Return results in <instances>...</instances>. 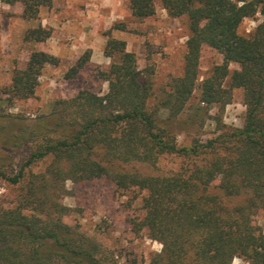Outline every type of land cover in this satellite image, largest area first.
<instances>
[{"label":"trees","instance_id":"obj_1","mask_svg":"<svg viewBox=\"0 0 264 264\" xmlns=\"http://www.w3.org/2000/svg\"><path fill=\"white\" fill-rule=\"evenodd\" d=\"M21 3L22 16L37 20L41 7L53 0H2ZM138 19L151 17L160 2L172 17L186 15L190 35L184 73L172 77L168 88L152 99L153 83L138 68L127 42L106 32L105 54L113 61L103 71L109 90L88 89L57 101L50 115L30 125L18 115L0 117V178L21 185L13 205H0V264H119L116 254L64 220L71 208L61 201L66 181L103 176L119 188L145 190L142 215L133 217L135 231L162 243L148 264H233L240 257L264 264V230L253 216L264 209V0H129ZM258 12L262 21L248 35L239 29ZM52 29L39 23L25 34L27 41H45ZM222 55L199 85L202 49ZM86 51L71 67L69 77L84 68ZM59 58L46 51L31 53L25 68L15 69L6 91L12 99L35 94L48 63ZM238 68L231 71L232 64ZM229 79V85L225 83ZM201 88L195 122L203 126L212 105L224 109L233 91L244 90L245 118L232 127L218 118L220 132L207 141L178 144L175 127L187 110L197 86ZM168 110L163 117L162 110ZM29 144L23 163L15 149ZM164 154L190 157L192 164L167 174L128 170L133 163L156 165ZM50 159L40 172L38 162ZM219 179L218 183L215 180Z\"/></svg>","mask_w":264,"mask_h":264},{"label":"rangeland","instance_id":"obj_2","mask_svg":"<svg viewBox=\"0 0 264 264\" xmlns=\"http://www.w3.org/2000/svg\"><path fill=\"white\" fill-rule=\"evenodd\" d=\"M22 12L21 3L8 4L0 0V117L18 115L25 119L24 125H30L41 115H50L57 107V101L72 98L81 90L88 89L101 95L107 93L109 82L102 73L113 59L104 52L109 38L106 32L115 23L125 26L124 29H111V36L124 39L127 50L136 53L138 68L153 83L152 99L160 89L169 87L172 77L184 73L189 19L186 15L170 16L160 2L156 13L144 19L132 14L129 0H53L51 6L41 7L37 20L24 18ZM262 19L260 12L245 18L240 33L251 34ZM39 23L52 29L51 36L42 42L25 40L26 32ZM35 50L53 54L59 62L44 66L32 97L12 99L6 91L14 71L25 68ZM88 50L91 52L88 64L77 75L69 77L71 67ZM221 61L222 55L214 48L205 46L202 49L199 85ZM238 67V64H232L231 71ZM199 85L175 127L181 146L191 145L195 139L204 142L215 137L220 132L218 118L232 127H241L244 122L246 106L242 88L234 89L232 101L224 109L212 105L209 114H205L203 126L195 122L192 116L200 105ZM225 85H229V79ZM168 113L166 109L161 111L163 117ZM29 150V144L15 149L19 165ZM192 161L179 154H164L156 165L133 163L126 168L144 174L167 175L191 165ZM49 162L50 159L38 162L33 171H43ZM218 182L216 179L215 183ZM65 187L67 192L61 201L71 211L64 220L115 253L119 264H148L152 254L162 249V243L149 237L146 228L137 232L131 223L133 217L142 215L145 190L119 188L108 176L79 182L67 180ZM22 192L21 185L0 178V205L15 204ZM253 222L264 230V209L253 216ZM233 264L250 263L236 257Z\"/></svg>","mask_w":264,"mask_h":264}]
</instances>
